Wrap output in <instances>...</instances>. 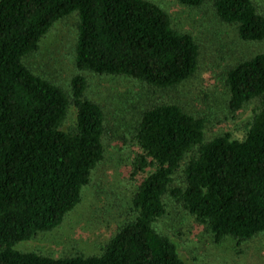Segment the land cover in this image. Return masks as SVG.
Listing matches in <instances>:
<instances>
[{"label": "trees", "instance_id": "16d2710c", "mask_svg": "<svg viewBox=\"0 0 264 264\" xmlns=\"http://www.w3.org/2000/svg\"><path fill=\"white\" fill-rule=\"evenodd\" d=\"M197 7L205 0H178ZM218 18L246 42L264 40V12L254 0H214ZM76 12L78 70L172 88L197 70L199 46L173 28L152 0H0V264H186L177 244L157 229L166 197L178 201L216 244L264 233V51L226 72L232 113L258 101L245 135L205 139L204 117L176 102L142 110L133 138L138 185L132 215L99 252L54 257L15 245L60 225L80 203L104 160L105 113L71 79L75 125L64 91L23 61L59 20ZM182 171V183L174 176ZM132 175V176H134Z\"/></svg>", "mask_w": 264, "mask_h": 264}, {"label": "rangeland", "instance_id": "374dc122", "mask_svg": "<svg viewBox=\"0 0 264 264\" xmlns=\"http://www.w3.org/2000/svg\"><path fill=\"white\" fill-rule=\"evenodd\" d=\"M152 1L169 14L174 29L190 33L199 46L196 72L176 87L158 88L129 77L78 70L74 63L76 12L57 21L43 37L39 49L24 57V63L35 74L53 82L66 94L69 105L61 125L64 130L75 125L77 113L71 79L76 74L85 77V95L99 103L105 113L106 154L84 188L80 203L63 222L17 243L15 247L19 250L54 257L97 253L119 224L131 218L130 200L138 185V176L132 173L138 152L133 133L139 115L148 105L176 102L204 117L206 140L225 133L238 139L244 137L258 101H251L232 113L225 76L236 62L264 51V40H241L236 26L218 18L214 0H205L197 7L183 5L178 0ZM254 1L264 12V0ZM173 183H182L180 169ZM166 204L167 213L156 223L157 229L177 244L186 264H264V233L240 243L229 237L216 244L205 226L178 201L167 196Z\"/></svg>", "mask_w": 264, "mask_h": 264}]
</instances>
